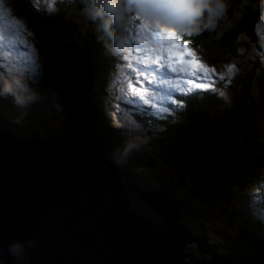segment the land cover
<instances>
[{"label": "water", "instance_id": "1", "mask_svg": "<svg viewBox=\"0 0 264 264\" xmlns=\"http://www.w3.org/2000/svg\"><path fill=\"white\" fill-rule=\"evenodd\" d=\"M231 1L226 0L227 10L232 9ZM251 7L254 17L245 23L249 31L232 24L219 36L227 39L219 41L213 37L217 22L201 30L202 36L228 47L240 33L255 41L254 26L264 0ZM75 57L81 60L75 61ZM89 70L80 55L65 59L63 72L77 94L83 92ZM71 129L61 139L47 143L24 142L8 130L0 132V264H240L207 250L197 233L180 224L182 202L173 190L149 191L136 186L138 198L159 217L158 222L133 207L134 200L121 182L128 174L119 169L115 149L100 139L90 112L78 115ZM205 137L211 146L218 144L208 134L194 130L180 140L173 158L176 165L188 170V190L199 204L221 200L230 175H225L220 187L208 173L211 193L204 191L202 179L191 170L194 165L187 164L193 154L183 150L191 146L186 142H200ZM225 157L228 161L226 150ZM14 242L23 245L19 259L9 252ZM192 245L208 257L187 251Z\"/></svg>", "mask_w": 264, "mask_h": 264}, {"label": "rangeland", "instance_id": "2", "mask_svg": "<svg viewBox=\"0 0 264 264\" xmlns=\"http://www.w3.org/2000/svg\"><path fill=\"white\" fill-rule=\"evenodd\" d=\"M37 1H34L36 9L39 8ZM70 1L83 7L81 0ZM128 11L126 18L124 17L125 22L116 31L124 41V47L122 50H115L113 42L110 46V52L117 55L119 61L115 72L110 75V82L104 90L105 95L99 103L108 110L105 114H108L114 126L129 124L125 130L127 136L133 135V137L129 139L131 142L123 140V147L127 148L125 153H127L128 163L136 165L135 172L140 183L145 182L147 187L175 185L182 190L183 195L187 196L190 185L189 175L183 171V168L180 170L173 165H167L156 153L155 143H153V147H148L144 143L145 145L141 147L140 151L135 149L134 145L136 142L143 143L145 138L153 136L152 132L149 137L145 136L147 128L150 129L151 126V130H154L162 127V120L172 123L174 127L177 126L175 127L177 129L182 128L178 120L181 108L176 107V105L183 106L182 102L176 101V98L181 94L195 93L194 96L198 101L207 99L212 103L214 113L213 117L208 120L207 132L221 146L227 148L226 152L241 149V144L236 143L234 135L228 129L241 134L246 132L239 129L242 126L249 129L250 135L260 132L255 129L262 128L264 124H260L264 122V89L259 86L260 82L256 79L258 78L257 74L260 76L261 69L256 65L253 68V65L258 60L264 66V7L254 26L255 41H251L245 34L240 33L232 43L231 47L234 50L226 45H216L205 40L197 41L193 35L201 32L199 28L189 34L161 23L160 30L165 33L167 30L174 31L178 37L171 53H169L166 43L161 44L158 38L152 37V33L157 31L154 20L138 15L134 7L129 8ZM72 19L74 20V17ZM91 22L94 21L83 13L82 18L76 19L77 30L84 31L87 28H92L89 24ZM37 36V29L31 17L18 15L13 5L3 0V3L0 4V81L14 78L24 80L39 94V97L37 102L27 107H20L14 102L12 96H0V121L3 120L1 118L12 117L19 118L20 121L27 124L29 114L34 112L33 110L35 112L46 111L45 113L51 116L54 126L59 125L62 121L61 102L59 101L61 87L50 83L47 79L46 71L47 68L50 70L51 60L48 59V53L40 47ZM226 39L227 37L224 35L223 40ZM138 49L141 50L138 51ZM74 60H81V58L75 57ZM155 60L175 66L178 71L172 74L173 78L165 85L157 88L156 92L153 91V88L158 85V80L155 77H150L151 86L143 83L137 92H132L129 73L133 67L138 63H152ZM46 61L49 63L46 64ZM70 62L69 59L68 63L70 64ZM79 69L82 75V69ZM193 71L196 72V75H189ZM74 73L76 76L75 70ZM84 77L85 72H83L81 84L78 85L79 93L84 85ZM176 85H179V88ZM197 85L201 86L197 87ZM125 89L129 93V98L135 96L145 101H151L148 109L139 103L134 107L121 104L117 108V104L124 99ZM141 94H143L142 97ZM216 97L223 104L218 103ZM94 106L100 108L99 104L95 103ZM142 114L149 116L150 119H147L146 123H137L135 117L142 116ZM3 121L8 124V127L19 129L15 120H11L10 123L7 120ZM197 139H201V137H197ZM132 149L134 150L131 151ZM147 154L152 156L151 163L145 161ZM216 156L219 161L217 153ZM228 162L231 167L232 162L229 158ZM139 165H143V167L140 168ZM213 172L215 173L214 170L208 171V173ZM121 180L125 181L123 178ZM258 184L249 188L248 192L243 191L247 193L240 192L241 196L238 198H229L227 202L212 201L206 203L207 205H192V210L198 215L199 224L206 231L207 241L210 244L218 245L229 255L244 254L245 256L247 254L254 264L257 260L250 249V242L258 237H264V231L255 233L253 227L244 230L243 223L249 226L252 223L250 217H253L259 221L260 227L264 230V215H260V212L264 211V198H260L264 190V177L259 179ZM129 189L130 187L125 186L128 194ZM131 192L134 197V191L131 190ZM260 200L263 202L259 203ZM234 204L241 207L238 209L241 212L232 211ZM133 207L141 208L143 215L150 220L154 221L156 218L140 199L133 201ZM242 208L252 213L246 216ZM193 246H187V251H189V247ZM213 252L218 253L215 250ZM196 255L201 257L199 253ZM262 264H264V256Z\"/></svg>", "mask_w": 264, "mask_h": 264}, {"label": "trees", "instance_id": "3", "mask_svg": "<svg viewBox=\"0 0 264 264\" xmlns=\"http://www.w3.org/2000/svg\"><path fill=\"white\" fill-rule=\"evenodd\" d=\"M6 1L13 5L18 15H27L33 20L34 26L37 29L39 45L46 51V53H48V59L51 60V63L46 61V64H50V70L47 68L46 71L47 79L50 83L56 84L59 88L61 87L59 101L61 102L62 111L60 116L62 121L59 125L54 126V123L52 124L53 121L51 116L46 114V111L35 112V110H33L34 112L29 114L30 117L27 119V124L20 121L19 118H1L7 120L9 123L11 120H15L16 122H14L19 126V129H11V131L7 128L8 124L1 120L0 132L8 130L9 133L15 137L22 135L19 140L24 142L31 140L43 143L53 142L71 132V123L78 115L84 112H90L98 128L100 139L115 149L120 158L119 169H122L128 174L127 177L123 178L125 181L123 182L121 180V182L124 186L127 188L130 187V189L134 191L135 196L133 197L132 192L129 189V194L131 193L130 195L132 197L129 196L134 199V201L139 199L136 192V186L145 188L149 191L173 190L177 199L182 202L183 209L181 212L180 224L184 225L190 232L197 233L200 236V239L206 244L207 250H215L225 258L231 257L240 264H254V262L252 263L248 258L247 254L245 256L244 254L240 256L229 255L218 245L210 244L207 241V233L200 226L198 215L192 210V205L194 204L197 206L205 204L197 203L196 200L192 198L189 190L188 195L185 196L183 195L182 190L175 185L147 187L145 186V182L140 183L135 172L136 165L128 163L126 157L127 153H125L127 148L125 146V148L123 147V140L126 139L128 142H131L129 139L133 137V135L127 136L125 130V127L129 124L114 126L110 121L108 114H105L108 110L102 107L99 103L101 98L105 95L104 90L108 85V82H110V75L115 72L119 61L117 58L118 56L113 52H110V46L113 42L112 38L99 29V22H91L89 24L92 28L78 31L76 27V19L83 17V7L81 5L78 6L77 4H73L70 0H38V9L34 6L35 0ZM128 13L129 11L125 13V18ZM73 17L74 20L72 19ZM125 18L121 24L125 22ZM120 25L119 27L114 25L113 31L116 32L120 28ZM38 29L40 30L38 31ZM193 36L197 41H209L202 36L201 32H198ZM232 45L233 44H231V46ZM231 46L229 48L234 50ZM75 55L82 56L90 69L84 86L85 90L83 89L81 94H77L75 91L76 89L69 84L63 72L65 59L68 56ZM255 65L261 69L260 76L257 74L258 78L256 79L260 82L259 86L264 89V66L261 65L258 60L254 63L253 68H255ZM257 91L259 92L260 90ZM194 95L195 93L191 95L181 94L176 98L177 102L183 103L182 107L176 105V107L181 108L178 120L180 121V126H182V128L177 129L175 128L177 126L174 127L172 123L162 120V127L155 128L154 126V130H151V126L150 129L147 128V134L145 136L149 137L151 132L154 133V135L145 138L143 143L136 142L134 145L135 149L137 148V150L140 151L141 147L145 144L148 147H153V143H155V151L160 155V158L167 165H173L181 170L182 168L176 165L177 161L175 163L173 158L177 157L178 144L183 137L191 135L194 130H200L213 139V137L207 132L209 126L208 120L213 117L214 113L213 105L207 99L198 101ZM216 100L218 103L223 104L217 97ZM95 103L99 104L100 108L95 107ZM139 115L135 117L137 123H146L147 119H150L149 116L143 114L142 116ZM263 123L264 122H261L260 124ZM239 129L246 132L239 134L232 129H228V131L234 135L236 143L241 144V149L238 151L230 150L226 152L227 157L232 162V174L227 178L223 198L214 202H227L229 198H238V196H241L240 192L247 191L254 185H259V179L264 177V174H262V172H264V124L262 128L255 129L260 132L255 133L254 135H250L248 131L249 129L246 127L240 126ZM133 150L134 149L131 151ZM151 158L152 156L147 154L145 161L151 163ZM139 167L141 168L143 165H139ZM183 171L189 175L186 168H184ZM260 198H264V190L261 193ZM262 202V200L259 201V203ZM239 208L241 207H237L234 204L232 206V211L237 210L241 212V210H238ZM242 211L246 213V216H248L249 213H252L249 212V210L246 211L245 208H242ZM153 215L156 217L154 218V221H160L159 217L154 213ZM250 220L252 223L249 226L243 223L244 230L253 227L255 228V233L264 231L260 227L259 221L256 218L250 217ZM250 249L257 260L256 264H262V257L264 256V237L261 236L251 241ZM188 250L191 254L196 255L197 253L194 247H189ZM202 254L203 256L206 255L204 253Z\"/></svg>", "mask_w": 264, "mask_h": 264}, {"label": "clouds", "instance_id": "4", "mask_svg": "<svg viewBox=\"0 0 264 264\" xmlns=\"http://www.w3.org/2000/svg\"><path fill=\"white\" fill-rule=\"evenodd\" d=\"M81 2L84 15L94 22H99V29L112 38L115 50H122L124 41L113 31V26L119 27L125 13L131 7L146 19L167 24L189 34L197 28L203 30L214 26L227 10L226 0H184L180 7L194 12L185 17L173 15L169 6L149 3L147 0H81ZM0 96H12L18 106L27 107L37 102L39 94L26 81L14 78L0 81ZM9 252L19 259L23 253V245L14 242L9 245ZM202 256L203 254L201 258Z\"/></svg>", "mask_w": 264, "mask_h": 264}, {"label": "bare ground", "instance_id": "5", "mask_svg": "<svg viewBox=\"0 0 264 264\" xmlns=\"http://www.w3.org/2000/svg\"><path fill=\"white\" fill-rule=\"evenodd\" d=\"M252 4L254 6H259V0H233L231 2H228V5L232 9L226 10V13L223 14L220 20H218L216 26L217 30L214 31L213 37L215 39H218L219 41H223L219 38V35L222 33L221 31H223L227 26H230L232 24H236L240 27V29L249 31L246 27V24L252 21L254 17V14L250 13L252 10ZM186 143L191 144L190 147H193L192 152H189L190 147H185V149L183 150L185 151L186 155L189 153L193 154V156L188 157L187 164L194 165V169L191 168V170L196 171L198 173V177L202 179V187L204 191L206 193H211L209 192V189L211 187L209 184L208 171L212 170H214L215 173L213 172L210 174L212 175L214 181L220 184L221 187L223 185L225 175L232 174L228 165V161L225 157V150L227 148L221 146L219 143L214 146H211L210 143H208L206 137L203 141L200 142L195 139L192 143ZM216 153L219 155V161L217 160ZM212 195L217 196V194Z\"/></svg>", "mask_w": 264, "mask_h": 264}, {"label": "snow or ice", "instance_id": "6", "mask_svg": "<svg viewBox=\"0 0 264 264\" xmlns=\"http://www.w3.org/2000/svg\"><path fill=\"white\" fill-rule=\"evenodd\" d=\"M147 2L162 6H169L171 13L180 17H185L194 14L192 10L180 7V5L183 4L184 0H147ZM2 3L3 0H0V4ZM155 22L157 31H154L152 33V37L158 38L159 43L161 44L166 43L169 53H171L174 50L178 37H176L174 31L167 30L165 33L164 31L160 30L161 23L158 21ZM140 50L141 49H138V51ZM177 71L178 69L175 66H170L168 64L160 62L159 60H155L152 63H138L133 67L132 71L129 73V76L131 77L129 81V84L131 85V91L137 92L139 90V86L143 83H147L151 86L150 77H155L158 80V85L153 88V91L156 92V89L160 86L165 85L167 81L173 78L172 74L176 73ZM189 75L195 76L196 72L193 71L189 73ZM200 86L201 85H197V87ZM176 87L179 88V85H176ZM123 95L124 99L121 103L117 104V108H119L121 104L127 105L129 107H134L137 103H139L145 106L146 109H148V106L151 104V101H145L142 98H137L135 96L129 98V93L127 89L124 90ZM142 95L143 94H141V97ZM260 215H264V211H261Z\"/></svg>", "mask_w": 264, "mask_h": 264}, {"label": "flooded vegetation", "instance_id": "7", "mask_svg": "<svg viewBox=\"0 0 264 264\" xmlns=\"http://www.w3.org/2000/svg\"><path fill=\"white\" fill-rule=\"evenodd\" d=\"M7 128H8L9 130L13 129V128H11V127H8V126H7ZM11 131H12V130H11ZM21 136H22V135H20V136H19V137H17V138H19V139H20V138H21ZM127 176H128V175H127Z\"/></svg>", "mask_w": 264, "mask_h": 264}]
</instances>
